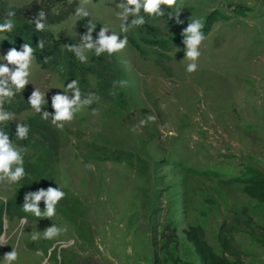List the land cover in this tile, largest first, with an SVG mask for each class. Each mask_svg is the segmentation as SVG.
<instances>
[{"label":"rangeland","instance_id":"1","mask_svg":"<svg viewBox=\"0 0 264 264\" xmlns=\"http://www.w3.org/2000/svg\"><path fill=\"white\" fill-rule=\"evenodd\" d=\"M3 1L0 24L6 19L1 10L34 0ZM74 2L89 12L88 23L100 22L106 35L127 36L128 43L111 55L85 50L87 62L75 55L71 67L66 45H80L83 36L75 10L47 25L63 44L46 68L33 56L21 90L45 95L41 113L24 107L25 94L3 98L10 105L3 109L14 116L0 122V130L15 149H26V175L0 181V264H8L4 255L13 248L19 255L11 264H44L46 258L47 264H154L156 258L157 264H201L184 233L190 225L202 226L216 253L232 261L218 239L223 224L233 229L245 261L264 264V202L248 196L242 182L251 169L264 173V0H177L162 16L147 17L141 7L137 15L145 23L131 25L137 16L129 15L127 32H121L116 7L126 0H66L64 9ZM58 11L54 7L49 20ZM168 11L180 12L182 23H168ZM213 11L221 18L199 45L196 61L185 56L186 41L165 48L148 42L181 34ZM12 19L14 28L25 21ZM98 33L93 30L94 41ZM10 49L0 45V65L14 71L17 65L3 59ZM193 62L197 70L189 73ZM73 80L81 100L89 93L99 99L71 121L57 122L64 125L59 128L52 122V97L67 93L71 99L67 85ZM44 111L51 114L46 120ZM148 115L157 119L140 126ZM17 124L29 126L27 139L17 137ZM48 187L66 193L54 216L16 208L21 195ZM39 208L45 211V198ZM53 225L67 231L45 239L43 231Z\"/></svg>","mask_w":264,"mask_h":264},{"label":"clouds","instance_id":"2","mask_svg":"<svg viewBox=\"0 0 264 264\" xmlns=\"http://www.w3.org/2000/svg\"><path fill=\"white\" fill-rule=\"evenodd\" d=\"M176 4L177 0H126V3H120L116 5L117 8L121 9L117 15L124 21V23H122L120 26L121 32H127L129 29V25L126 23L127 17L129 15L137 16V18L131 22V25L139 26L145 23L144 18L137 15L140 12L141 7H143L145 13L162 16L164 12L160 7L161 5H166L171 8ZM179 13L180 12H177L175 16H172L171 13L169 14L170 18H176V23L178 24L182 23V21L179 20ZM75 15L77 17H88L90 14L83 7L78 6L76 8ZM5 16V22L0 24V32L12 31L14 28V21L12 18L15 16V12L8 10L6 11ZM45 19L46 13L41 9L34 20L37 31H43L45 29V23L41 22ZM202 28L203 23L201 20L194 19L188 24V27L184 29L182 33L184 36H187L188 33L192 34L191 36H187L185 51V56L192 61H196L201 55L198 48L201 42L205 39ZM94 29L95 25L90 22L87 32L81 37L82 43L80 45H66L70 51L75 53L77 59L81 62L86 63L88 60V57L85 55V50L94 49L97 56L105 51L111 55L112 53L118 52L127 46V36H124V39L121 40L115 33H112L110 36L106 35L108 32L106 27H103L100 30L98 33V39L94 41L92 37V32ZM38 47L43 50V40L39 41ZM22 48V52H18L15 48H12L8 51L7 55L3 57V59L9 64L17 65L16 70L11 71L7 65H0V77H4V79H0V122L13 119L14 116L13 113L7 112L3 109V98L13 97L16 92L24 89L28 84L27 77L30 75L29 67L34 58L33 53L35 49H33V47L27 43H25ZM47 59L48 58H45V62H47ZM196 70L197 64L195 62L188 64L187 71L189 73ZM119 83L122 87L127 85V81L124 80L119 81ZM10 85L15 86L16 92L13 91ZM67 89L71 90L73 93L71 99H69V95L67 93H58L52 97V107L55 109L54 115H51L47 111L42 113V118L45 120L51 115L53 124L59 128H63L64 125L63 123L57 122L71 121L74 118V114L83 106L90 105L93 100L99 99L94 94L89 93L86 99L81 100L82 94L77 80H73L71 83H69L67 85ZM28 103L32 108L35 109L37 113H41L42 105L46 103L45 95L36 89L29 97ZM156 119V116L148 115L146 120L140 121V126L146 125L149 122H154ZM29 130L30 128L28 125L17 124L16 135L20 139H27ZM135 130L136 129L134 128L133 131ZM22 151H26V149H15L12 146L8 133L0 130V181L6 179L8 182L14 183L18 182L26 175L23 167V156L21 154ZM14 164L16 167L13 169L12 166ZM65 195L66 193L59 187H48L47 191L41 188L37 191L26 193L24 197L23 210L25 212H31L37 217L42 215L52 217L56 213L57 203L62 198H64ZM42 198H45L46 203V209L44 212H41V209L39 208V202ZM29 201L31 202L29 203ZM66 231L67 228H61L53 225L43 231V236L45 239H53L59 236L62 232ZM39 238V232L32 236L34 241ZM18 255V252L13 248L11 252L4 255V259L8 262V264H11L12 261L18 259ZM58 259H60L59 256ZM44 264H47V258L45 259Z\"/></svg>","mask_w":264,"mask_h":264},{"label":"trees","instance_id":"3","mask_svg":"<svg viewBox=\"0 0 264 264\" xmlns=\"http://www.w3.org/2000/svg\"><path fill=\"white\" fill-rule=\"evenodd\" d=\"M6 4V1H3ZM66 5V0H34L31 3L24 5L23 7L16 8L14 10L15 15L19 16L20 18L24 19L25 21L13 28L12 31H7L5 37L0 40V45L3 47L8 48H15L18 52H22V46L27 43L30 44L33 49H35L33 56L35 57L36 61L43 67L46 68L55 59L56 55L61 49L63 44L61 38L55 37L52 31H50L47 25L51 22H57L60 20L66 19L71 13L75 12L76 3H72L69 9H64ZM58 6L59 11L55 13L57 19L49 20L51 16H53L52 9ZM161 9L167 8L166 5H161ZM43 10L46 13V19L41 21L45 23V29L43 31H37L35 27L34 20L37 17L40 10ZM4 11L1 10V15L5 16ZM141 13L144 17L148 16V13H145L143 8L141 9ZM171 12L165 13V18L168 20V23L176 26V18H170L169 14ZM172 16H175L171 13ZM221 18V13L219 11H213L210 13L204 23L202 32L204 36H206L215 22H217ZM89 19L87 17H80L77 20V24L80 28V34L84 35L88 30ZM95 31L100 32L102 29V25L100 22H95ZM191 33H188L187 36H191ZM187 36H184L182 33L177 34L175 36L169 37V39L159 38V39H149L148 42L156 44L160 47H167L168 43L173 42H185L187 40ZM93 39H95L93 37ZM130 43L139 51L143 52L140 44L132 37L128 36ZM40 40L44 41V48L41 50L38 47V43ZM70 57V66L73 67L75 63V54L71 51L69 53ZM45 58L47 62H45ZM16 92V90H14ZM21 94H25L29 97L31 96V92L23 91L16 92V97H21ZM4 108H10L8 104V100L5 99L3 103ZM25 108L31 107L29 103L24 106ZM235 180H238L236 178ZM244 183L243 190L244 192L260 202H264V173L255 171L251 169L250 177L242 179ZM24 197L25 195H21L19 198L15 199V206L16 208L21 209V213L27 214L23 210L24 204ZM30 203V202H29ZM186 238L194 247L196 254L200 260L201 264H249L247 261L243 259V252L236 248L233 244V229L231 227H227L226 224H223L220 227L218 239L222 246L223 252L233 258V260H229L223 255H219L216 253L214 248L210 245L207 240L206 232L204 228L200 225H190L188 228L184 230ZM154 264H157V258L154 260Z\"/></svg>","mask_w":264,"mask_h":264}]
</instances>
